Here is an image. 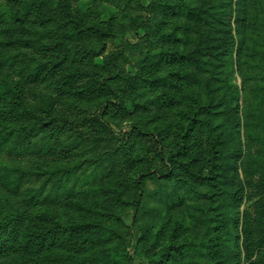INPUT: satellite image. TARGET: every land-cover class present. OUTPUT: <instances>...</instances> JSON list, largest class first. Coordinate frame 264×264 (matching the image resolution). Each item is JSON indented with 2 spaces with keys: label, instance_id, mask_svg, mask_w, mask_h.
Here are the masks:
<instances>
[{
  "label": "rangeland",
  "instance_id": "rangeland-1",
  "mask_svg": "<svg viewBox=\"0 0 264 264\" xmlns=\"http://www.w3.org/2000/svg\"><path fill=\"white\" fill-rule=\"evenodd\" d=\"M171 1L198 16L164 14L159 0H0V34L9 41L0 45L8 62L0 72L25 84L40 115L47 118L46 99L54 109L52 125L0 146V207L80 222L93 250L102 257L117 247L131 257L124 264H157L159 257L168 264V248L177 245L183 253L171 264H264V0ZM75 25L113 30L102 46L86 32L79 40L69 35ZM37 28L46 41L63 40L68 72L142 75L111 80L133 101L107 109L98 99L61 93L55 80L26 77L51 62L35 46ZM173 50L192 57L158 54ZM193 97L203 108L180 168L192 191L151 174L138 205L128 189L126 202L114 203L112 188L130 187L135 172H167ZM14 257L0 256V264H19Z\"/></svg>",
  "mask_w": 264,
  "mask_h": 264
},
{
  "label": "trees",
  "instance_id": "trees-1",
  "mask_svg": "<svg viewBox=\"0 0 264 264\" xmlns=\"http://www.w3.org/2000/svg\"><path fill=\"white\" fill-rule=\"evenodd\" d=\"M162 5L164 14L177 11H185L189 16H198L195 9L186 4H177L171 0H159ZM100 26L79 27L75 25L72 32H69L73 38L80 39L84 32L88 36L97 41L100 45H104L105 37L111 33L113 27L109 29ZM34 34L37 36L35 46L38 51H43L45 55H49L48 60L44 64H37L34 67V72H26V77L34 80H55L61 93L70 92L71 94H83L85 97L98 99L102 102L105 108H126L129 102H132L131 94H128L123 88L111 80L114 78L127 79L128 81H136L139 78L144 79L140 74L132 76L124 73L114 72H82L76 70L68 72V63L62 50L63 40L46 41L45 34L40 29H35ZM33 43V40H31ZM8 40L4 39L0 34V45H7ZM95 50L94 46L89 48V52ZM88 52V53H89ZM103 53V50L94 52L97 57ZM158 54L164 55L172 61L190 60L192 52L184 51H164ZM122 51L114 56L113 63L117 66L118 59L121 57ZM179 55V59H178ZM91 56V55H90ZM172 56V58H170ZM7 59L0 57V71L6 64ZM8 63V62H7ZM60 70V72H57ZM170 72H175L171 70ZM87 80L86 83H80L81 80ZM157 78L153 79L155 81ZM165 97H172L167 93H163ZM196 105L191 106V110L184 112L181 120L178 122L177 138L179 148L176 152H172L171 156L167 157L166 166L167 172L158 170L155 166L151 169L135 172L124 188L114 187L110 197L114 203L124 204L126 200L122 197L123 191L128 189L133 195L135 205L139 204L142 196V181L143 178L157 174L160 177L174 179L176 183L184 182L187 188L192 191L191 181L181 174V166L186 168L187 163L184 160L187 157L188 147L186 145L191 128L200 120L198 116L203 105L200 100L193 97ZM111 104V106L109 105ZM44 109L47 111V118L43 114L31 106L25 97V84L21 80L8 78L4 72H0V146L7 144L14 136H20L24 133L26 138L32 136L34 127L41 129L54 123L53 106L49 100H45ZM49 120V121H48ZM187 122V124H186ZM194 127V126H193ZM55 129V128H52ZM157 156L161 161H165L166 155L160 146H157ZM157 149V148H156ZM181 153H184L183 155ZM207 179H213L211 174H208ZM179 197L180 196V193ZM79 205L78 203H75ZM84 225L75 220L70 222L61 221L58 216L52 212H36L34 215H26L24 211L8 208L5 205L0 207V256L13 255L14 261L19 264H124L127 260H131L127 253L115 247L113 252H107L104 256H100L99 252L93 250L90 245V238L86 235L83 229ZM182 247L177 245L173 249H169L168 264H171L177 254H182ZM171 250V252H170ZM166 254V253H165ZM156 260L158 264H165V261ZM177 263H182L177 259Z\"/></svg>",
  "mask_w": 264,
  "mask_h": 264
}]
</instances>
